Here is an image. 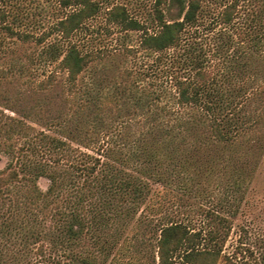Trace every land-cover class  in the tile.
I'll return each mask as SVG.
<instances>
[{
	"label": "trees",
	"instance_id": "1",
	"mask_svg": "<svg viewBox=\"0 0 264 264\" xmlns=\"http://www.w3.org/2000/svg\"><path fill=\"white\" fill-rule=\"evenodd\" d=\"M241 1L227 0L212 30L231 24ZM62 3L71 9L54 27L67 46L60 50L54 41L42 48L41 57L57 62L37 84L49 90L56 71L65 73L60 138L40 132L48 159L34 157L37 146L7 142L23 122L0 111V154L6 158L0 170V264H105L116 233L140 205L162 213L153 201L163 199L175 181L187 189L198 179L193 172L216 171L208 158L211 145L225 144L229 152L214 164H222L223 173L235 170L232 147L240 131L235 100L221 89L196 43L204 30L203 0H155L153 31L125 4L108 8L105 19L122 30L140 31L138 47L153 53L146 72L120 67L111 84L107 66L100 74L92 65L104 54L71 40L98 13L99 1ZM10 16L7 7L0 9V28L18 34L7 22ZM230 43L227 38L223 44L228 49ZM135 51L126 48L130 55ZM145 79L152 91L141 84ZM67 101L69 111L61 108ZM91 144L93 152L83 149ZM41 178L47 180L45 188L38 183ZM201 213L199 224L176 211L155 225L154 217L145 216L155 230L157 264H238L223 251L235 214L231 205L224 214L214 208Z\"/></svg>",
	"mask_w": 264,
	"mask_h": 264
},
{
	"label": "rangeland",
	"instance_id": "2",
	"mask_svg": "<svg viewBox=\"0 0 264 264\" xmlns=\"http://www.w3.org/2000/svg\"><path fill=\"white\" fill-rule=\"evenodd\" d=\"M98 1V13L86 20V26L71 40L81 49L104 54L92 65L100 74L102 66H107L104 72L110 84L117 81L120 67L131 66L146 72L152 65L153 53L138 47L141 32L125 31L109 23L105 12L114 4L123 3L132 17L153 31L155 0ZM226 1L203 0L204 30L196 43L205 54L207 66L214 70L221 89L235 100L240 121V131L232 147L235 170L223 173L222 164H214L219 159L223 162L229 152L225 144L211 145L208 158H212L216 171L211 175L205 172L203 163L201 170L193 172L198 179L189 184L190 188H182L175 181L163 199L153 201L157 207L161 204L162 213L153 211L156 207L140 205L134 217L116 233L105 264H157V257L153 258L155 230L146 223V215L154 217L155 225L165 218L164 214L176 211L199 224L203 210L214 208L224 214L230 205L235 214L231 216L232 227L223 251L231 254L238 264H261L264 254V0H242L231 24L218 25L212 30V20ZM5 7L11 12L7 22L18 34L0 28V111L23 122V129L7 142L16 147L37 146L34 157L48 159L47 145L40 132L60 138V96H65L61 82L65 73L57 70L49 90H39L38 82L55 70L57 62L41 57L40 51L54 41L60 50L66 48L67 40L56 33L54 26L71 7L64 6L62 0H0V9ZM227 38L231 41L228 49L223 44ZM127 47L136 50V54L127 53ZM82 78L86 81L88 73ZM147 82L145 79L141 84L148 87ZM148 88L153 90L152 86ZM68 106L67 101L61 108L69 111ZM132 114L136 123L140 109ZM83 149L93 152L95 146L91 144ZM5 162L6 158L0 154V170ZM38 183L45 188L47 180L41 178Z\"/></svg>",
	"mask_w": 264,
	"mask_h": 264
}]
</instances>
